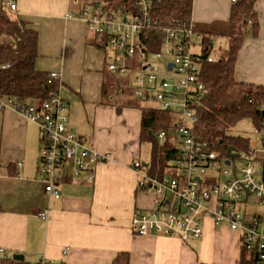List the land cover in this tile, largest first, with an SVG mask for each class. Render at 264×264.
<instances>
[{
	"label": "crops",
	"instance_id": "1",
	"mask_svg": "<svg viewBox=\"0 0 264 264\" xmlns=\"http://www.w3.org/2000/svg\"><path fill=\"white\" fill-rule=\"evenodd\" d=\"M13 1L12 13L38 35L35 69L60 73L59 94L68 102L72 132L109 158L96 165L93 183L66 182L59 199L48 198L38 175L37 126L0 109V264L16 253L26 264H113L121 252L128 253V264H239V232L209 218L202 236L187 241L132 233L134 212L153 202L151 192L137 189L131 167L141 152V108L116 100L122 88L109 82V51L96 46L81 20L66 16L78 6L67 0ZM231 1L192 0L190 19L226 20ZM254 8L257 30L244 39L234 75L264 85V0H255ZM104 83L113 91L108 100L101 96ZM40 210L48 211L46 219L36 215Z\"/></svg>",
	"mask_w": 264,
	"mask_h": 264
},
{
	"label": "built area",
	"instance_id": "2",
	"mask_svg": "<svg viewBox=\"0 0 264 264\" xmlns=\"http://www.w3.org/2000/svg\"><path fill=\"white\" fill-rule=\"evenodd\" d=\"M67 1L78 6L68 12L69 18L81 20L89 32L107 37L110 57L106 70L124 77L138 62L134 94L153 100L155 109L168 114L167 128L155 132L158 146L167 143L176 149L165 171L159 164L152 167L150 159H136L131 164L138 174L137 189L153 194L149 209L134 212L132 233L187 241L202 236L203 222L209 218L215 225L239 232L241 247L255 251L256 263L264 264V213H253L249 221L241 214L250 199L264 208V123L252 124L256 146L249 142L243 149H233L231 153L237 156L229 157L220 156L215 145L195 130L196 109L204 92L200 74L204 45L196 24L190 18L160 20L155 15L159 0ZM6 5L9 10L16 8L13 0H6ZM196 44L198 54L191 51ZM165 58L163 64L152 61ZM207 60L211 61L210 55ZM59 84L60 73L47 72V98L41 104L0 92V109L10 108L38 128V175L44 193L52 199L61 197L66 182L93 183L96 165L109 158V153L94 150L72 132L68 102L59 94ZM36 215L46 219L48 211Z\"/></svg>",
	"mask_w": 264,
	"mask_h": 264
},
{
	"label": "trees",
	"instance_id": "3",
	"mask_svg": "<svg viewBox=\"0 0 264 264\" xmlns=\"http://www.w3.org/2000/svg\"><path fill=\"white\" fill-rule=\"evenodd\" d=\"M115 2L117 0H106ZM255 0L231 1L229 17L209 23H196L195 30L201 37L204 49L200 54V67L204 92L196 109L198 117L195 130L213 143L220 156H227L228 147L243 149L249 139L230 134L229 130L238 121L248 119L252 124L264 123V85L238 81L234 75L237 55L244 39L257 30ZM192 0H159L155 15L160 20L190 18ZM94 43L106 49L102 37L91 33ZM219 37L225 40L226 49L220 55L211 56L210 40ZM153 39V35H150ZM38 35L29 23L12 13L6 0H0V92L15 95L27 102L41 104L47 98V72L36 70ZM211 56V61L207 58ZM113 91L109 83L101 88L103 100H108ZM168 126V114L155 108H141L140 143H150L152 167L157 164L164 170L169 158L176 154L175 147L165 143L158 146L155 132ZM166 169V168H165ZM154 171V170H152ZM165 171V170H164ZM255 251L242 248L239 264H256ZM127 252H121L113 264H128ZM2 264H26L13 258ZM63 264V263H59Z\"/></svg>",
	"mask_w": 264,
	"mask_h": 264
},
{
	"label": "rangeland",
	"instance_id": "4",
	"mask_svg": "<svg viewBox=\"0 0 264 264\" xmlns=\"http://www.w3.org/2000/svg\"><path fill=\"white\" fill-rule=\"evenodd\" d=\"M87 1V0H86ZM101 3L104 2V0H98ZM213 45H212V51H211V56H217L220 55L224 52L226 49V42L224 39L219 38V37H214L213 39ZM199 39H195V42L198 43ZM191 51L195 54L200 53V46L199 45H193L191 48ZM168 58H165L163 61H157L156 59H153L152 61L157 64H163L166 62ZM139 63L135 62L132 66L131 69L132 71L129 72L126 76L121 77V76H116L111 74L108 71V79L109 82L118 85L119 87L122 88V92L117 95L116 100L120 102H124L126 105L130 106H136L140 108H155L156 102L153 100H145L143 98L137 97L134 94V90L136 88V84L133 81V78L139 74ZM252 123L248 119H242L238 121L234 126H232L229 130L230 134L236 135V136H242L246 137L249 139L250 145L251 146H256L254 143V137H253V132H252ZM149 153H150V143L145 142L141 143V152H140V157L139 161L140 162H145L149 159ZM237 166L239 165V161H235ZM251 203V204H250ZM246 210V211H245ZM245 210L241 211L242 212V217L245 221H249L251 219V216L253 213H264V208L261 204H254L253 201L250 199L248 206H246ZM245 211V212H244ZM244 213V214H243Z\"/></svg>",
	"mask_w": 264,
	"mask_h": 264
},
{
	"label": "water",
	"instance_id": "5",
	"mask_svg": "<svg viewBox=\"0 0 264 264\" xmlns=\"http://www.w3.org/2000/svg\"><path fill=\"white\" fill-rule=\"evenodd\" d=\"M233 150V148L232 147H228L227 148V150H226V155L229 157V156H237V154L236 153H231V151ZM225 163L226 164H228L229 163V160H226L225 161ZM197 180V179H196ZM12 258L14 259V260H17V261H23V255L22 254H13L12 255Z\"/></svg>",
	"mask_w": 264,
	"mask_h": 264
},
{
	"label": "bare ground",
	"instance_id": "6",
	"mask_svg": "<svg viewBox=\"0 0 264 264\" xmlns=\"http://www.w3.org/2000/svg\"><path fill=\"white\" fill-rule=\"evenodd\" d=\"M66 16L68 17V13H66ZM90 33H93V32H90ZM94 34H96V33H94ZM97 36H99V37H102L103 39H104V42L106 41V36L105 35H99V34H96ZM195 40V39H194ZM156 106V105H155ZM164 129V128H163ZM201 136V135H200ZM202 137V136H201ZM203 138V137H202ZM204 140H206L205 138H203ZM208 143H210L208 140H206ZM210 144H213V143H210ZM133 169V168H132ZM164 170H165V168H164ZM143 192V191H142ZM251 204V203H250ZM248 206V205H247ZM246 211V210H245ZM244 211V212H245ZM241 214H242V212H241ZM244 214V213H243ZM245 219V218H244Z\"/></svg>",
	"mask_w": 264,
	"mask_h": 264
}]
</instances>
